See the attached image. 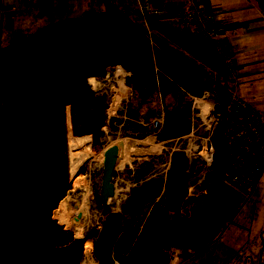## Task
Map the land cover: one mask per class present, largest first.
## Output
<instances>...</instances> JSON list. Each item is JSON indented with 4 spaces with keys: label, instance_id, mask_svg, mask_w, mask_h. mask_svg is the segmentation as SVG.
Returning a JSON list of instances; mask_svg holds the SVG:
<instances>
[{
    "label": "trees",
    "instance_id": "obj_1",
    "mask_svg": "<svg viewBox=\"0 0 264 264\" xmlns=\"http://www.w3.org/2000/svg\"><path fill=\"white\" fill-rule=\"evenodd\" d=\"M252 1L264 16V0ZM149 25L150 33L127 15L88 10L0 45V264H60L47 217L71 186L66 109L40 105L43 84L101 79L121 67L146 120L157 114L151 106L160 94L166 104L160 136L166 140L178 137L179 121L189 123L188 94L212 93L222 108L227 103L222 83L209 87L200 79L203 69L222 79L231 76L213 41L155 20ZM146 126L140 129L144 135L151 131ZM211 140L208 195L185 199L175 214L164 206L163 177L142 182L121 213H104L91 249L97 264H169L173 250L183 260L213 245L227 227L214 209L226 159L221 123Z\"/></svg>",
    "mask_w": 264,
    "mask_h": 264
},
{
    "label": "rangeland",
    "instance_id": "obj_2",
    "mask_svg": "<svg viewBox=\"0 0 264 264\" xmlns=\"http://www.w3.org/2000/svg\"><path fill=\"white\" fill-rule=\"evenodd\" d=\"M206 1L209 4L205 8L213 15L216 23L218 10L212 0ZM82 2L86 6L85 11L94 10L99 13L124 14L129 19L135 20V15L131 10V2L122 3L120 0H82ZM222 3L224 4L223 0ZM182 6L183 3L169 5L168 13L181 9ZM248 45L245 53H241L234 61L237 70L236 88H238V94L243 100L264 114V48H261L264 46V34L261 39L254 36ZM125 76L122 68L116 67L108 70L105 77L95 79L97 83L95 88L88 84L87 78L83 80V78L76 77L53 80L43 84L40 88L39 97L45 104L53 103L52 96L65 98L67 135L82 137L88 134L91 137L87 145L90 150L89 154L80 155L85 149L84 147L75 150L69 148V163L71 154L81 157V165L75 175L70 174V181L72 182L76 174L82 172L81 174L87 178L92 189L87 196L89 214H83L77 224L75 222L70 223L72 226L80 228L82 233L77 235L65 226L59 225L58 219L62 209L76 208L79 201L78 194L76 197L64 195L47 217L54 249L60 264H82L86 239H92V249L96 234L101 229L104 213H121V205L132 190L138 188L142 182L149 178L155 176L164 178L171 151L181 150L186 155L195 158L194 163L185 173L190 189L187 198L199 195L205 181L206 167L201 166V162H198L200 159L198 152L205 146L202 139L208 136L209 130L201 124L203 121L208 123L209 118H211V111L208 109L210 104L214 102V95L207 93L203 97L207 103L204 102L194 107L192 135L166 140L160 136L161 131L156 132L152 127L151 131H147L145 135L141 133L140 129L147 127L146 124L150 123V119L146 120L147 111L140 110L138 100L134 99L129 92L125 85ZM200 79L209 87H213L216 82L223 83L216 74L205 69L201 71ZM116 82L121 83L125 90L120 96L114 94L113 89L117 88ZM157 99V105L155 103L151 108L158 112L162 105L166 112V104L159 101V96ZM187 109L190 122L192 100H190ZM118 120L121 121V124L117 122ZM132 125L137 126V129H134ZM75 129L82 131V133L77 134ZM115 142H120L123 145L124 158L121 162L120 181L114 196L109 198L106 206H102L99 193L103 152ZM2 168V160L0 159V169ZM206 192L208 195V189ZM214 209L227 222V227L210 246L213 247L212 251L206 248L191 254L187 259L181 260L176 256V251L173 250L169 264H229L235 252L239 254L241 258L239 262L241 263L244 262L246 255H253L254 251L246 242L258 239L260 227H264V174L253 189H246L224 175L220 182ZM236 223L248 227H243L244 230L239 229V232H235L234 225ZM58 226L64 231L56 228ZM52 229L66 235L53 233ZM92 232H94L93 235ZM221 237L222 239H220ZM96 261L98 260L96 259Z\"/></svg>",
    "mask_w": 264,
    "mask_h": 264
},
{
    "label": "built area",
    "instance_id": "obj_3",
    "mask_svg": "<svg viewBox=\"0 0 264 264\" xmlns=\"http://www.w3.org/2000/svg\"><path fill=\"white\" fill-rule=\"evenodd\" d=\"M120 1L122 3H132L131 10L135 15V21L142 24L149 33L151 32L149 20H155L163 25L187 30L194 35H199L202 38H210L213 41L216 50L231 71V76L227 78V81L233 86L230 88L228 83L224 85L228 89L227 103L222 108L220 106L221 104L215 99L208 109V111H211L209 122L203 121L201 124L202 126H206L209 132L208 136L202 139V142H205L203 143L205 146L198 152L200 155L198 162H201V166L206 167V174H204L205 181L202 184L199 195H206V190L212 182V178L208 174V168L210 167L214 153L211 136L214 128L219 123L224 127V139L226 142V159L223 166V174L246 189L256 187L264 174V114L258 108L250 105L237 95L234 64L227 50H225L227 43L220 29L214 25L213 15L205 9L204 0ZM180 3H183L181 9L168 13L167 9L169 5ZM16 11L17 9L11 5L0 8V31L3 15L6 13L15 14ZM158 96L159 98L161 97L160 94ZM188 96L192 100L191 118L189 122V131L191 132L178 136L177 139L192 135L194 127V107L204 102L207 103L203 97H196L189 94ZM165 113L164 107L161 105L160 111L150 120L149 124L156 132L161 131L164 125ZM206 153L210 154L209 160L203 158V154ZM186 156L188 159V169L186 172H188L195 158L189 155Z\"/></svg>",
    "mask_w": 264,
    "mask_h": 264
},
{
    "label": "crops",
    "instance_id": "obj_4",
    "mask_svg": "<svg viewBox=\"0 0 264 264\" xmlns=\"http://www.w3.org/2000/svg\"><path fill=\"white\" fill-rule=\"evenodd\" d=\"M212 1L218 10V21L213 22L220 29L227 43L225 50L232 59L237 77L234 61L241 53H245L247 47H249L248 42L254 36H258L259 39L263 38L264 16L252 0H223L224 4L222 0ZM203 3L204 7L209 4L206 0ZM6 5H12L17 11L15 14L6 13L2 17L0 45L4 47L14 43L21 34L34 33L45 25L68 18L80 17L86 10L82 0H0V8ZM261 48H264V46H261ZM205 70L216 74L209 69ZM217 76L223 81V83H219L223 85L228 83L227 79ZM228 84L232 88V84ZM237 95L239 96L238 88ZM234 226L235 232L248 227L238 223ZM260 228L259 238L246 242L247 245H250V249L254 251L253 255H246L244 262L240 263L241 258L235 252L229 264H264V227L261 226ZM207 249L212 251L213 247Z\"/></svg>",
    "mask_w": 264,
    "mask_h": 264
},
{
    "label": "water",
    "instance_id": "obj_5",
    "mask_svg": "<svg viewBox=\"0 0 264 264\" xmlns=\"http://www.w3.org/2000/svg\"><path fill=\"white\" fill-rule=\"evenodd\" d=\"M52 100V104H65V98L63 96H52ZM39 103L40 105H50L43 103L41 97H39ZM117 122L121 124V121L118 120ZM110 125L113 124L110 123ZM189 129V123L179 121L176 128V135H185L189 132ZM122 155L123 145L120 142H115L103 152V169L99 193L102 206L107 203L109 198L114 196L115 190L119 185ZM187 169L188 159L186 154L183 151H173L169 156V164L166 175L163 178L164 185L162 191L165 209L171 213H180L182 204L189 193L185 174ZM77 217L80 218L81 214H78Z\"/></svg>",
    "mask_w": 264,
    "mask_h": 264
},
{
    "label": "bare ground",
    "instance_id": "obj_6",
    "mask_svg": "<svg viewBox=\"0 0 264 264\" xmlns=\"http://www.w3.org/2000/svg\"><path fill=\"white\" fill-rule=\"evenodd\" d=\"M87 82L89 85L92 86V88H95L97 86V83L95 79L93 78L88 79ZM116 85H117V88L113 89L114 94L115 96H120L125 91L124 87L119 82H116ZM89 136L90 135H86L82 137H74V136L67 135L69 148L71 150H75V149H81L84 147L85 149H83L82 153H80V155L83 156V153L85 154L90 151L89 147L87 146L91 139V137ZM123 158H124V153H123L121 162L123 161ZM203 158L209 160L210 154L209 153L203 154ZM80 165H81V157L80 156L77 157V155L71 154L70 163H69L70 174L75 175V172L77 171ZM91 190L92 189L87 181V178L82 174L81 175L76 174V177L71 182V187L68 190V193L66 194V196L69 195L71 197L72 196L76 197V194H78L79 195L78 205L76 206V208L69 207V208L62 209V211L60 212L58 216V219L60 222L59 225L65 226L67 229H70L77 235H80L82 233V230L80 228L74 227V225L72 226L70 223L75 222V224H77L83 214H89V208L87 205V196ZM108 200H107V203H108ZM107 203L104 206H106ZM78 214H81L80 218L77 217ZM93 234L94 232H92V235ZM91 241L92 239L87 238L84 244V258H83L82 264H97L96 262H94L92 255H91L92 254L91 253ZM114 264H119V263L115 262Z\"/></svg>",
    "mask_w": 264,
    "mask_h": 264
}]
</instances>
